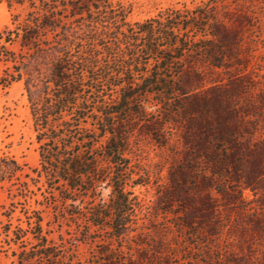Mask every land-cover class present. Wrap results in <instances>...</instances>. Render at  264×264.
<instances>
[{
    "label": "trees",
    "instance_id": "obj_1",
    "mask_svg": "<svg viewBox=\"0 0 264 264\" xmlns=\"http://www.w3.org/2000/svg\"><path fill=\"white\" fill-rule=\"evenodd\" d=\"M0 4V90L22 85L38 154L34 177L0 155L10 201L0 254L15 246V264H264V0H204L135 22L128 0ZM140 139L171 155L151 206L134 192L150 182L132 171ZM30 186L79 223L90 259L49 241L40 216L13 226Z\"/></svg>",
    "mask_w": 264,
    "mask_h": 264
},
{
    "label": "rangeland",
    "instance_id": "obj_2",
    "mask_svg": "<svg viewBox=\"0 0 264 264\" xmlns=\"http://www.w3.org/2000/svg\"><path fill=\"white\" fill-rule=\"evenodd\" d=\"M133 2V10L129 16L131 22L142 21L156 15L158 12L166 9H180L182 6L192 8L204 0H128ZM9 14L4 4H0V30L8 23ZM254 35H259L255 33ZM260 35L264 37V33ZM262 51V50H260ZM134 155L132 158V171L134 178L136 175L149 173L150 182L147 186L137 187L135 195L147 206H151L156 198L158 185L165 183L166 169L171 160V155L165 149L154 146L148 139H140L136 142ZM37 145L34 141V133L31 127V121L27 102L23 94L20 83L13 84L5 91L0 90V155L8 154L13 156L22 166L24 173L31 177V169L38 166ZM33 195L25 205L19 202L15 206L12 224L26 228L25 216L37 217L42 220V229L49 241L56 243L61 248L64 246L66 253L75 255L78 259L85 261L93 255V245L91 243L80 242L77 235L79 223L76 220H65L63 206L57 203L53 198H44L42 191H37L30 186ZM102 197L105 199L107 191H102ZM5 193L0 192V206L8 205ZM2 212L0 208V213ZM0 221L5 222V218L0 214ZM31 236L29 235V238ZM34 243V240H28L27 245ZM26 245V244H23ZM12 251H19L15 246L11 250L0 254V264H15L16 260L11 256ZM36 264H43L42 261Z\"/></svg>",
    "mask_w": 264,
    "mask_h": 264
}]
</instances>
